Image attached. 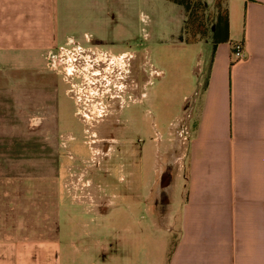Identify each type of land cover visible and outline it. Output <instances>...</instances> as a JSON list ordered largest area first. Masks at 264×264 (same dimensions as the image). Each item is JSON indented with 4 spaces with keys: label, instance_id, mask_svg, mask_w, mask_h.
I'll use <instances>...</instances> for the list:
<instances>
[{
    "label": "crops",
    "instance_id": "1",
    "mask_svg": "<svg viewBox=\"0 0 264 264\" xmlns=\"http://www.w3.org/2000/svg\"><path fill=\"white\" fill-rule=\"evenodd\" d=\"M52 1L0 0V264H114L115 195L101 190L100 211L76 203L67 188L76 157L65 153L75 138L50 142L74 132L65 81L47 66ZM201 2L214 18L215 0ZM221 6L229 42L213 46L185 98L186 200L167 264H264V0ZM123 210L139 225L144 208Z\"/></svg>",
    "mask_w": 264,
    "mask_h": 264
},
{
    "label": "rangeland",
    "instance_id": "2",
    "mask_svg": "<svg viewBox=\"0 0 264 264\" xmlns=\"http://www.w3.org/2000/svg\"><path fill=\"white\" fill-rule=\"evenodd\" d=\"M51 13H55L58 38L47 55V62L56 64L52 62L48 68L64 79L67 92L75 97L71 114L91 117L87 124L94 126L90 133L50 134L51 143L75 138L65 152L76 157L67 161L72 167L67 179L72 199L100 211L109 205L103 191L110 186L108 193L115 195L116 206L108 216L113 219L108 238L114 241V254L118 255L114 264H137L138 260L139 264H167L186 200V131L192 113L187 110L191 98H185L209 61L213 49L210 33L188 43L184 10L168 0H53ZM236 31H240V23ZM85 36L92 39L90 43L82 40ZM73 40L97 49L99 59H114L128 70L131 84L140 85L143 80L140 102L128 99L123 109L121 102H114L116 114L105 117L107 96H115V92L101 97L89 77L76 78L64 70L75 51L67 54L62 50L70 49ZM114 72L117 76L120 71ZM111 124L115 127L109 132ZM49 153L54 159L59 151L50 148ZM125 205L140 211L144 208L139 225L138 215L127 214Z\"/></svg>",
    "mask_w": 264,
    "mask_h": 264
},
{
    "label": "flooded vegetation",
    "instance_id": "3",
    "mask_svg": "<svg viewBox=\"0 0 264 264\" xmlns=\"http://www.w3.org/2000/svg\"><path fill=\"white\" fill-rule=\"evenodd\" d=\"M85 42H89L88 36L83 37L82 39ZM75 45V52L72 57H69L71 60L68 61L65 71H69L72 75H76L78 78L80 75L82 79L84 76L86 80L89 77V82L94 86L96 93H101L100 96L103 97V94L106 92V95H110L115 92V96H107L109 98L108 105L105 109V117L113 118L116 114L113 109L115 107L114 102H121L122 109L123 105H126L128 99L133 103L140 102V95L143 94L142 90L144 89V81L141 80V84H134L129 82V72L123 67L120 68L119 64L115 62L114 59L108 58L105 56L104 59H99V53L96 52L97 49H88L82 45V41L73 40ZM82 42V43H81ZM84 42V43H85ZM91 44H95L94 41H91ZM110 59V60H109ZM126 59V58H123ZM88 67V69H87ZM114 69L120 71L117 76H115ZM122 70V71H121ZM74 73V74H73ZM142 74V72H141ZM107 75V76H106ZM142 77V75H141ZM120 82V83H119ZM95 93V94H96ZM110 93V94H109ZM96 94V95H97ZM71 102L73 101L76 104L75 97L69 94ZM99 96V97H100ZM143 96V95H142ZM101 100V99H100ZM122 115V110H121ZM73 122L75 123L74 132L76 133H90L94 126L88 125L91 123V117L86 119H81L76 114H72ZM82 118H84L82 116ZM89 119V120H88ZM111 121V120H110ZM115 125L110 126L109 132H112ZM108 132V131H107Z\"/></svg>",
    "mask_w": 264,
    "mask_h": 264
},
{
    "label": "trees",
    "instance_id": "4",
    "mask_svg": "<svg viewBox=\"0 0 264 264\" xmlns=\"http://www.w3.org/2000/svg\"><path fill=\"white\" fill-rule=\"evenodd\" d=\"M168 1L182 7L184 10L185 21L183 25V31L188 36V43H195L201 39H204L208 35L211 26H213L211 36L213 46L229 42L228 12L221 6V0H215L214 9L216 11V15L214 18H212L210 15H207L206 7L201 2V0ZM232 51L233 50L231 49V52Z\"/></svg>",
    "mask_w": 264,
    "mask_h": 264
},
{
    "label": "built area",
    "instance_id": "5",
    "mask_svg": "<svg viewBox=\"0 0 264 264\" xmlns=\"http://www.w3.org/2000/svg\"><path fill=\"white\" fill-rule=\"evenodd\" d=\"M69 45L71 46L70 49L68 50H62V53H72V51L74 52L75 51V43L74 42H71L69 43ZM232 54L235 56L236 59H239L241 57V54H242V45L240 43H236L232 46ZM61 53V52H60ZM50 58V57H49ZM52 62L54 63V65L56 64L55 61L53 60H50V63H47V66L50 67V65L52 66ZM57 62H61V56L58 57L57 59ZM57 68H58V65H56ZM51 68V67H50ZM57 68L54 67V70H56Z\"/></svg>",
    "mask_w": 264,
    "mask_h": 264
}]
</instances>
